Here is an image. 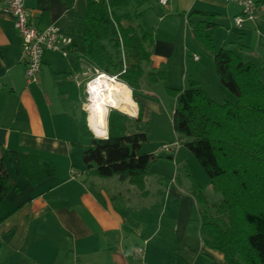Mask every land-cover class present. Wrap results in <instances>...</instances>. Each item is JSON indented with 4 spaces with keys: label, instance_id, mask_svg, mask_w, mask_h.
Returning a JSON list of instances; mask_svg holds the SVG:
<instances>
[{
    "label": "crops",
    "instance_id": "crops-1",
    "mask_svg": "<svg viewBox=\"0 0 264 264\" xmlns=\"http://www.w3.org/2000/svg\"><path fill=\"white\" fill-rule=\"evenodd\" d=\"M3 1L0 146L16 152L19 159L5 158L16 189L0 206V264H227L223 253L210 249L202 240L193 181L209 203H216L213 199L218 201L219 197L181 147L172 158L173 164L154 160L143 192L130 184L123 188L128 180L112 177L109 179L114 182L106 186L100 177L87 175L80 124L85 115L88 124L89 113L81 102L76 80L81 74L75 72V66L86 49L88 0H25L34 27L43 30L56 24L73 41L66 57L52 51L44 55L38 82L30 86L25 78L22 42L12 15L3 10ZM240 10L230 0H170L166 5L160 0H129L128 5L114 7L112 16L120 19L122 28L132 26L153 38L151 62L143 67L150 66L148 74L165 71L169 81L171 70L187 66L188 44L191 36L196 39L194 26L208 19L196 12L212 14L211 21L220 28L218 21L234 20ZM245 28L247 41L231 43L229 50L264 68V19L246 22L241 29ZM206 33L212 38L215 31ZM218 44H214L217 49H225ZM259 50L262 55L257 56L255 51ZM194 63L191 71L186 67L189 75L183 74L182 88H188L191 79L217 102L235 100L221 84L212 54L204 59L196 56ZM147 79L145 72L139 91L154 95L146 89ZM131 97L140 100L132 89ZM153 105L161 112V106ZM24 157L34 167V184L25 174ZM48 164L55 169L53 176L42 174ZM138 247L143 248V254L136 258Z\"/></svg>",
    "mask_w": 264,
    "mask_h": 264
},
{
    "label": "trees",
    "instance_id": "trees-1",
    "mask_svg": "<svg viewBox=\"0 0 264 264\" xmlns=\"http://www.w3.org/2000/svg\"><path fill=\"white\" fill-rule=\"evenodd\" d=\"M128 3L129 0H88L86 49L79 56L75 72L83 74L84 65L109 74L123 71L114 20L123 41L126 64L120 80L135 96L145 74L143 64L151 62L154 41L135 27L122 28L120 19L113 18L112 9ZM196 13L208 19L194 26V36L210 51L221 84L235 97L234 101L217 102L191 79L184 90L167 88L169 95L177 98L173 129L189 139L186 147L208 175L213 192L220 195L216 203L210 204L203 189L193 181L202 240L210 249L223 253L227 264H264V68L243 61L235 51L217 49L206 33L217 29L211 21L212 14ZM108 45L118 55L111 53ZM148 77L151 84L166 81L163 70L152 71ZM135 101L139 107L136 118L117 109L109 111L107 138L95 137L85 115L80 124V144L84 146L83 162L88 176H117L144 190L155 157L140 152L148 138L141 129L143 106ZM6 157L19 159L16 152L0 146V206L7 194L16 189ZM24 165L26 176L34 184V167L27 157ZM42 174L53 176L55 169L45 165Z\"/></svg>",
    "mask_w": 264,
    "mask_h": 264
},
{
    "label": "rangeland",
    "instance_id": "rangeland-1",
    "mask_svg": "<svg viewBox=\"0 0 264 264\" xmlns=\"http://www.w3.org/2000/svg\"><path fill=\"white\" fill-rule=\"evenodd\" d=\"M232 4H233V7L235 9L240 10V8L238 7L237 4H235L233 2H232ZM240 12H241V10H240ZM115 14H116V11H115ZM261 19H264V18H261ZM218 22L222 26L220 28H217L215 30V33L212 35L214 44L220 43V44H218L219 47L224 45L223 47L225 49L229 50V49H231L230 48L231 43H245L247 41L245 36H246L248 31L246 30V28L241 29L238 26H236V24L234 23V20L232 18H230L229 20H220ZM249 25H251V24H249ZM252 33L255 34V31L253 32V30H252ZM195 40L196 39H194V37L191 36L190 44H188V52L186 54L184 52L181 53V57H183L185 54V59L188 61L187 66H185V64H183L182 68H180V69L178 68L177 70H171V76H170L171 78L169 81H167V76H166V81H164V82H158L155 84L149 83L148 71L150 70V68H149L150 66L147 64L144 65L146 77H148L146 89L148 91L152 90L154 95H151V94L147 95L146 93L140 92V91H138L136 93L137 99H140L139 103L143 106L142 113L145 114V118H146V120L141 125V129L147 134V138H148L147 142L142 145L140 152L143 154H152V155H154L155 159L158 161H166V162H170L173 164L174 163L173 159L172 158L169 159L168 154L164 153V152H160V149L162 148L163 145L169 144L178 138L183 142V144L181 146V152H183L184 154H186L190 157L194 166H196L202 172V174L206 180V183H207L210 181L208 175L206 174V172L200 166V164L195 159L193 154L189 151V149L185 145L186 142L189 141V139L184 135L176 133L173 129L172 120H173L174 109L177 106V98L169 95V93L167 91L168 87L176 89V90L184 89L181 86V85H183L181 79H182L183 74L187 75V76L189 75V74H186V72H187L186 67H187L188 71L192 70V68H193L192 66L194 64H196V63H194V58L196 56L199 58H202V59L210 56V54H211L210 51L205 49V47H203L197 40L196 41ZM256 44H257V40L254 41V45H256ZM233 47L236 50L239 48V46H233ZM108 48H109L111 53H113L114 55H118V53L115 51V49H113L111 46L108 45ZM255 54L257 56L262 55L260 50L255 51ZM72 58H74V57H72ZM257 65H258L259 69H263V66L261 64H257ZM84 68H85L84 73L81 74L76 80L79 82L81 102H82L83 106L85 108H87V106H88L87 99L89 96L86 94L85 84L89 80L93 79L95 77L96 73H95L94 69L91 67L85 66ZM167 71H168V69H167ZM171 85H173V86H171ZM132 99L134 100V97H132ZM153 104H158L159 106H161V109H162L161 112H159L158 109ZM111 110L112 109H110L109 111H111ZM88 113H89V110L87 111V114ZM108 114H109V112H108ZM107 118H108V116H107ZM107 124H108V122H107ZM180 155H181V157H183V159L185 158V155H183L182 153ZM176 157H177V155H176ZM152 166H155V165L152 164ZM152 166H151V169H152ZM191 171L193 173H195L194 170H191ZM113 178H114V180H120L119 177H117V176H115ZM101 179L105 182L106 186H108L111 182H114V181H110L109 178H101ZM120 181H122V180H120ZM125 184L126 185H123V188H128V186H129L128 184H130L131 186L132 185L135 186L130 181H127V183H125ZM135 187H136L135 189L137 191L143 192L142 189H139L137 186H135ZM144 189H145V185H144ZM213 194H214V196H217L220 198V195L215 194V193H213ZM213 200H215L217 202V199H213ZM210 204H213V203H210Z\"/></svg>",
    "mask_w": 264,
    "mask_h": 264
},
{
    "label": "built area",
    "instance_id": "built-area-1",
    "mask_svg": "<svg viewBox=\"0 0 264 264\" xmlns=\"http://www.w3.org/2000/svg\"><path fill=\"white\" fill-rule=\"evenodd\" d=\"M169 1L170 0H160V3L166 5ZM231 1L237 4L241 9L240 14L234 19V23L239 28H242L246 22L256 21L258 19L264 18V0ZM3 10L12 15L13 27L18 33L22 42L23 59L26 66L25 78L27 85L30 86L32 84H36L43 67L44 55L48 51H52L61 54L63 57H66L68 56L70 48L73 45V41L71 37L67 36L56 24H51L43 30L34 27L31 24L32 14L26 7L25 0H4ZM113 25L118 32L117 37L121 43L124 69L118 74H109L97 68H93L96 75L93 79L89 80L85 84L87 95L89 84L98 78L106 77L112 83H116L117 81L122 82L120 80V74L124 73L126 69L123 41L118 26L114 20ZM182 144L183 143L181 140L175 139L173 142L163 145L160 149V152L167 153L169 156L173 157ZM142 254L143 248L138 247L134 250V255L136 258L142 256Z\"/></svg>",
    "mask_w": 264,
    "mask_h": 264
},
{
    "label": "bare ground",
    "instance_id": "bare-ground-1",
    "mask_svg": "<svg viewBox=\"0 0 264 264\" xmlns=\"http://www.w3.org/2000/svg\"><path fill=\"white\" fill-rule=\"evenodd\" d=\"M88 96V124L98 137H106L108 134L107 116L110 109L137 116L131 90L124 83H112L106 77L98 78L89 84Z\"/></svg>",
    "mask_w": 264,
    "mask_h": 264
},
{
    "label": "water",
    "instance_id": "water-1",
    "mask_svg": "<svg viewBox=\"0 0 264 264\" xmlns=\"http://www.w3.org/2000/svg\"><path fill=\"white\" fill-rule=\"evenodd\" d=\"M94 133V132H93ZM94 135H95V137H98V136H96V134L94 133ZM98 138H103V137H98ZM107 138V137H106Z\"/></svg>",
    "mask_w": 264,
    "mask_h": 264
}]
</instances>
